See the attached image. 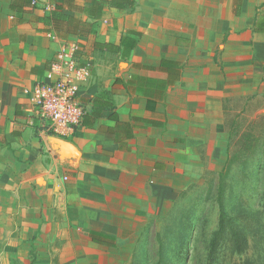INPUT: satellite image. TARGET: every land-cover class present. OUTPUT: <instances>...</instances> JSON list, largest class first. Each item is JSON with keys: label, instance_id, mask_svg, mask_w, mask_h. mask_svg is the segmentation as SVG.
Here are the masks:
<instances>
[{"label": "crops", "instance_id": "1", "mask_svg": "<svg viewBox=\"0 0 264 264\" xmlns=\"http://www.w3.org/2000/svg\"><path fill=\"white\" fill-rule=\"evenodd\" d=\"M127 1L0 0L5 264H46L30 255L53 238L60 264H128L135 224L223 167L227 102L264 94V0ZM61 39L91 68L88 113L64 138L23 109Z\"/></svg>", "mask_w": 264, "mask_h": 264}, {"label": "rangeland", "instance_id": "2", "mask_svg": "<svg viewBox=\"0 0 264 264\" xmlns=\"http://www.w3.org/2000/svg\"><path fill=\"white\" fill-rule=\"evenodd\" d=\"M226 120L223 167L209 168L166 213L135 224L139 236L128 264H264V94L227 102ZM220 185L227 221L216 234ZM57 245L50 239L48 253L32 252L31 261L60 264ZM5 259L0 254V264Z\"/></svg>", "mask_w": 264, "mask_h": 264}, {"label": "built area", "instance_id": "3", "mask_svg": "<svg viewBox=\"0 0 264 264\" xmlns=\"http://www.w3.org/2000/svg\"><path fill=\"white\" fill-rule=\"evenodd\" d=\"M38 2L30 0L32 7ZM90 78L91 68L81 60L80 44L63 39L42 79L25 91L27 102L23 109L31 125L58 138L74 134L87 112L79 96Z\"/></svg>", "mask_w": 264, "mask_h": 264}, {"label": "trees", "instance_id": "4", "mask_svg": "<svg viewBox=\"0 0 264 264\" xmlns=\"http://www.w3.org/2000/svg\"><path fill=\"white\" fill-rule=\"evenodd\" d=\"M129 6H133L134 2L132 0H128L127 1ZM115 4V3H114ZM68 21H74L76 24H77V31H75L74 33H83L84 31L80 28V26L83 25L82 22L78 21V20H75L73 18H67ZM55 26V25H54ZM88 26L91 27V31L94 29V24L90 23L88 24ZM88 113V112H87ZM228 126V125H227ZM229 131V129H228ZM229 136H230V133H229ZM221 194H222V188H221V185L219 186V189H218V192H217V203H218V206H219V220H218V224H217V230H216V234L220 233L223 228H224V225L227 221V217L223 211V208H222V205H221ZM214 241V240H213Z\"/></svg>", "mask_w": 264, "mask_h": 264}, {"label": "water", "instance_id": "5", "mask_svg": "<svg viewBox=\"0 0 264 264\" xmlns=\"http://www.w3.org/2000/svg\"><path fill=\"white\" fill-rule=\"evenodd\" d=\"M58 141V140H57ZM66 144V143H65Z\"/></svg>", "mask_w": 264, "mask_h": 264}]
</instances>
